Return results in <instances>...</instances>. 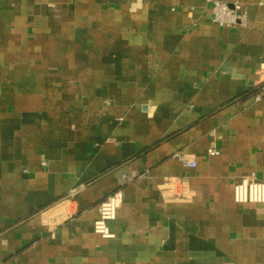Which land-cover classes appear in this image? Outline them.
Returning a JSON list of instances; mask_svg holds the SVG:
<instances>
[{
	"label": "crops",
	"instance_id": "crops-1",
	"mask_svg": "<svg viewBox=\"0 0 264 264\" xmlns=\"http://www.w3.org/2000/svg\"><path fill=\"white\" fill-rule=\"evenodd\" d=\"M223 1L245 26L207 0H0V264H264V203L233 198L264 180V0Z\"/></svg>",
	"mask_w": 264,
	"mask_h": 264
},
{
	"label": "built area",
	"instance_id": "built-area-1",
	"mask_svg": "<svg viewBox=\"0 0 264 264\" xmlns=\"http://www.w3.org/2000/svg\"><path fill=\"white\" fill-rule=\"evenodd\" d=\"M211 4L212 21L220 26H245L246 11L240 2L230 4L223 0H207ZM260 69L264 71V60L260 63ZM264 94V84L256 95L260 100ZM209 154L216 155L219 151L215 148L209 150ZM176 156L189 167H195L197 161L186 159L182 154ZM233 198L238 204H262L264 203V180L259 179L255 174L248 173L241 176L233 188ZM124 200V192L118 189L108 194L98 204V216L93 222V229L103 238L114 237L109 223L117 217L119 208Z\"/></svg>",
	"mask_w": 264,
	"mask_h": 264
}]
</instances>
